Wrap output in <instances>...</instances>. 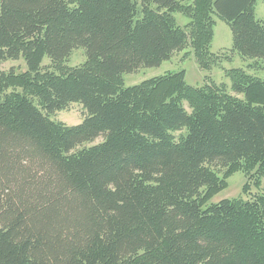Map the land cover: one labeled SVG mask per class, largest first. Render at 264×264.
<instances>
[{
	"label": "trees",
	"instance_id": "trees-1",
	"mask_svg": "<svg viewBox=\"0 0 264 264\" xmlns=\"http://www.w3.org/2000/svg\"><path fill=\"white\" fill-rule=\"evenodd\" d=\"M256 3L0 0V65H27L0 70V264H264V188L208 202L223 169L264 179V79L123 78L188 46L201 68L216 64L214 16L230 51L264 69ZM78 48L86 61L64 65ZM72 103L81 123L52 118Z\"/></svg>",
	"mask_w": 264,
	"mask_h": 264
},
{
	"label": "rangeland",
	"instance_id": "rangeland-1",
	"mask_svg": "<svg viewBox=\"0 0 264 264\" xmlns=\"http://www.w3.org/2000/svg\"><path fill=\"white\" fill-rule=\"evenodd\" d=\"M255 15L257 19L264 18V0H257ZM181 26H185L189 19L180 13L175 14ZM215 26L213 28V37L209 46V57L218 60L216 64L209 68H201L196 61L192 47L188 46L181 51L175 52L172 57L164 61L159 66L141 68L135 73L123 74L125 86H132L144 80L162 76L168 73H175L181 70L186 71V81L190 85L201 86L209 81L216 84L226 83L228 88L231 87L232 80L227 77V71L230 69H239L247 71L261 79H264V69H259L250 64H254L251 59H244L238 53L231 52L233 47V36L230 26L222 19L214 16ZM87 59L85 49L78 48L73 51L71 56L64 62V65L74 67L83 64ZM51 62L48 56L44 57L43 65ZM14 68L18 72L26 71L27 65L21 57L16 60H7L0 65V70H8ZM86 110L80 103H72L67 109L56 112L52 118L66 123L67 125L79 124L83 121ZM175 136H179L180 131L174 132ZM103 140L102 137L96 139L93 143L86 144L91 146ZM226 170H222L220 177L224 178L222 182L226 183L225 187L214 192L209 196L208 202H218L224 198L228 199H249L253 195L262 193L264 188V179L260 185H257L255 176V168L246 169L243 167L239 171L225 176ZM224 175V176H223Z\"/></svg>",
	"mask_w": 264,
	"mask_h": 264
}]
</instances>
